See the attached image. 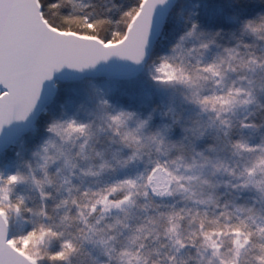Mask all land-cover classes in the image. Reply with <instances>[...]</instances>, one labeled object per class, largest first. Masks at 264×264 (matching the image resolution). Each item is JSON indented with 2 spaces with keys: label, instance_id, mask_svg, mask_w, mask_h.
I'll use <instances>...</instances> for the list:
<instances>
[{
  "label": "snow or ice",
  "instance_id": "6c2138e0",
  "mask_svg": "<svg viewBox=\"0 0 264 264\" xmlns=\"http://www.w3.org/2000/svg\"><path fill=\"white\" fill-rule=\"evenodd\" d=\"M226 2L0 0V264H264V14Z\"/></svg>",
  "mask_w": 264,
  "mask_h": 264
},
{
  "label": "water",
  "instance_id": "95a60500",
  "mask_svg": "<svg viewBox=\"0 0 264 264\" xmlns=\"http://www.w3.org/2000/svg\"><path fill=\"white\" fill-rule=\"evenodd\" d=\"M83 78H94V74L91 72H87V71L82 74V73H79L75 70L68 69V68L62 69L61 71L55 74L56 83L72 82V81H77ZM48 87H51V85H49ZM45 98H47V89L45 92ZM41 115L42 114H40L39 117ZM23 127H24L23 125L14 124L11 128H6L3 137H0V145L8 144L11 139L17 137L22 131ZM12 146L13 145L9 144L8 150Z\"/></svg>",
  "mask_w": 264,
  "mask_h": 264
},
{
  "label": "rangeland",
  "instance_id": "374dc122",
  "mask_svg": "<svg viewBox=\"0 0 264 264\" xmlns=\"http://www.w3.org/2000/svg\"><path fill=\"white\" fill-rule=\"evenodd\" d=\"M205 2L208 4L207 8H202L201 13L202 12H210V11H214L217 9H223V14H227L228 12L231 11V9H229L227 7V2L226 0H205ZM223 14L220 17H223ZM93 79V78H83L77 81H72L70 82H59L58 84L60 85V96L58 97V102L59 100H62L64 98V95L67 91V89L69 87L72 86H80L84 83H86L88 80ZM61 83V84H60ZM64 83V84H63ZM63 84V85H62ZM51 107H55V106H51ZM24 139L30 144L32 142L30 137H24ZM16 145H13L8 151H7V156L11 157L12 153L15 151Z\"/></svg>",
  "mask_w": 264,
  "mask_h": 264
},
{
  "label": "clouds",
  "instance_id": "9594fccd",
  "mask_svg": "<svg viewBox=\"0 0 264 264\" xmlns=\"http://www.w3.org/2000/svg\"><path fill=\"white\" fill-rule=\"evenodd\" d=\"M247 3H251L254 5H258L259 8L256 10L252 15H259V14H264V8H261L260 5L264 4V0H246ZM248 9L245 10L247 12ZM168 94H160L159 98L157 99L156 103L159 105L157 113H156V123H165L168 122V119L165 117H162L163 111L167 108L168 106ZM185 108H188L190 110V106H183ZM177 110H181V105L179 104V97H177ZM185 115H188V111H185ZM177 133H179V129H177ZM85 264H88L87 261H85Z\"/></svg>",
  "mask_w": 264,
  "mask_h": 264
},
{
  "label": "trees",
  "instance_id": "16d2710c",
  "mask_svg": "<svg viewBox=\"0 0 264 264\" xmlns=\"http://www.w3.org/2000/svg\"><path fill=\"white\" fill-rule=\"evenodd\" d=\"M258 8H259V6L258 5H254V7H251V8H249L248 9V11L247 12H245V14L246 15H251V14H253L256 10H258ZM208 13L209 12H202L201 13V18L202 19H207V15H208ZM222 18L223 17H219V19L222 21ZM61 84V83H60ZM64 84V83H63ZM62 84V85H63ZM47 119V117L46 116H44L43 114L39 117V120H38V123L42 126L43 124H44V122H45V120ZM26 137H28V136H25V138Z\"/></svg>",
  "mask_w": 264,
  "mask_h": 264
}]
</instances>
